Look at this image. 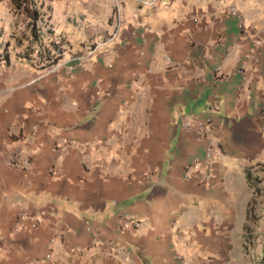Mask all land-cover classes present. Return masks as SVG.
I'll return each mask as SVG.
<instances>
[{"label":"crops","instance_id":"1","mask_svg":"<svg viewBox=\"0 0 264 264\" xmlns=\"http://www.w3.org/2000/svg\"><path fill=\"white\" fill-rule=\"evenodd\" d=\"M231 2L0 0V264H237L245 168L264 153V45ZM52 56L54 74L29 65ZM189 113L224 152L205 185L183 174L203 155ZM19 150L27 163L6 167ZM122 213L137 231L117 228Z\"/></svg>","mask_w":264,"mask_h":264},{"label":"built area","instance_id":"2","mask_svg":"<svg viewBox=\"0 0 264 264\" xmlns=\"http://www.w3.org/2000/svg\"><path fill=\"white\" fill-rule=\"evenodd\" d=\"M232 14H235L240 18L238 12L235 9L231 10ZM244 23H239V27L242 28ZM118 32L117 29L109 36V38L101 42L99 46L105 45L106 43L112 41ZM98 47V44H94L93 49L95 50ZM85 56H75L66 60L67 62L73 61L74 63L80 64L81 60L84 59ZM66 62V63H67ZM63 65H65L64 60H59L55 64H53L50 68H48L45 72L41 73V77L55 73L58 71ZM237 72L240 74L242 81L247 78L246 70L244 65H240L237 68ZM214 79L217 81L224 80L228 77H223L221 65H217L214 68ZM181 127L188 132H192L195 134L199 140L203 142V155L202 157H196L191 162L183 165V174L185 178H191L198 185H205L210 183L217 175L218 166L222 164L224 152L220 147L215 133L213 122L208 118H203L197 116L193 113L187 114L185 117L181 119ZM35 131H33L34 133ZM27 163V160L24 158L22 150L18 152L11 153L7 155L4 159V164L8 168H12L17 165H24ZM141 222L135 219L132 215L127 213H122L116 218V225L119 230H126L127 228H131L134 231L139 229ZM37 226L36 222H31V228H35ZM86 229L92 232L90 226H87ZM51 242L53 239L50 240ZM112 248V245H109ZM51 256V252H47L45 254V258H49Z\"/></svg>","mask_w":264,"mask_h":264},{"label":"rangeland","instance_id":"3","mask_svg":"<svg viewBox=\"0 0 264 264\" xmlns=\"http://www.w3.org/2000/svg\"><path fill=\"white\" fill-rule=\"evenodd\" d=\"M231 3H244V10L247 12V23L255 26H243L241 29L252 28L255 34L254 37L258 39L257 42L264 45V0H232ZM56 62L57 60L55 62L39 63L37 59L35 63L30 62L29 65H40L42 72H45ZM0 65L6 66L7 63L2 62ZM260 113L264 122V109H261ZM245 176L252 195L248 203V217L244 227L247 234L237 247V264H264L262 257V247L264 245V153L263 159L253 160L246 166Z\"/></svg>","mask_w":264,"mask_h":264},{"label":"trees","instance_id":"4","mask_svg":"<svg viewBox=\"0 0 264 264\" xmlns=\"http://www.w3.org/2000/svg\"><path fill=\"white\" fill-rule=\"evenodd\" d=\"M49 59H51V61ZM56 60H57V57L52 56L51 58L50 57L45 58V61H44V58H42L38 61H39V63H47V62H55ZM262 257L264 259V245L262 247Z\"/></svg>","mask_w":264,"mask_h":264}]
</instances>
